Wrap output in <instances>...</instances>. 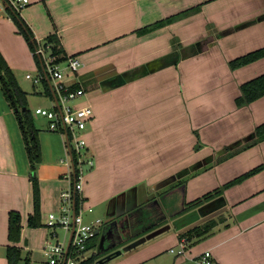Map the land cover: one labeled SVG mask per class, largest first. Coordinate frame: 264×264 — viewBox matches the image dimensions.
<instances>
[{
	"label": "crops",
	"instance_id": "obj_1",
	"mask_svg": "<svg viewBox=\"0 0 264 264\" xmlns=\"http://www.w3.org/2000/svg\"><path fill=\"white\" fill-rule=\"evenodd\" d=\"M196 6H200V10L193 14L143 35L137 32L144 26ZM14 10L8 3L0 7V51L22 87L20 75L26 78L27 73L36 76L40 72L28 42L12 18ZM17 11L37 40L43 41L47 36L57 34L66 55L75 56L82 62L78 71L66 70V76L70 86L77 83L86 91L84 101L76 103L91 105L94 110L84 136L87 157H96L95 167L84 183L86 201L106 203V217L110 213L117 222L124 220L125 225L139 208H151L153 223L164 222L149 232L171 224L168 230L108 264H203L198 261V255L205 250L212 251L218 264H264V169L229 188L219 198L221 203H216V199L183 212L188 198L194 200L207 190L264 163V140L249 147L244 145L250 141L246 138L264 122V96L242 107H237L236 103L241 84L264 73V57L227 72L225 76L220 73L214 82L213 105L206 102L205 87L200 86L201 82L202 85L211 83L215 73L220 72L212 68L220 69L225 61L264 46V0H30ZM226 39L231 42L229 47H221L222 40ZM174 40L178 42L174 43ZM199 41L207 42L202 52L195 46ZM183 50L191 56L183 58ZM212 51L219 55V65H214L207 57L211 69L190 81L183 61L201 58L203 56L199 55L203 52L209 56ZM155 59L162 61L161 68L139 77L142 81L139 78L125 80L123 74H130ZM176 61H180L176 71L180 73L177 75L180 85L186 86V96L190 98V90L196 94L192 102L188 98L186 102L181 99L180 111L186 120L190 114L188 107H193L196 124L203 128L206 147L203 151L196 152L194 143L190 149L188 141H183L189 135L188 120L184 126L183 121H175L173 131L167 126V111L170 120L173 115L169 98L174 97L165 72L171 71V65ZM24 71L27 72L25 75ZM159 73H164L161 84L165 87L160 98L162 112L144 113L143 105L149 99L143 101L138 95L127 100L115 95L159 79ZM88 85L96 88V102L87 97ZM43 90L42 86L39 93L46 96ZM102 97L106 98L102 100ZM49 99L50 107H53L56 104L54 96ZM37 129L41 161L36 175L44 225L30 227L28 217L34 214V189L29 153L20 121L0 83V264H9L7 248L10 245L21 248L24 259L20 264H48L44 246L51 240L52 231L46 225L47 216L59 211L61 191L73 181L69 177L73 156L71 158L66 134L49 130L47 124ZM172 137L177 138L174 143ZM238 141L241 143L233 147ZM226 148L239 149L227 161L215 165L217 158L227 152ZM205 159L211 166L200 168L195 175L177 185L189 175L186 169ZM173 175L177 177L166 181ZM153 194L161 205L164 197L169 195V205L158 208L150 198ZM140 201L145 202L139 205ZM134 204L138 206L128 211ZM212 205L216 208L212 209ZM206 207L211 209L208 213H205ZM12 210L22 215L19 242L8 236L9 212ZM179 213L183 215L177 217ZM171 214L175 216L171 217ZM217 216L223 219L204 239L188 242L185 255L169 251L178 246L181 232ZM118 224L113 221L103 229L100 226L98 243L103 234L105 242L108 228H118ZM123 229L120 242L125 245L130 228ZM34 253L42 255L43 260L37 261Z\"/></svg>",
	"mask_w": 264,
	"mask_h": 264
},
{
	"label": "trees",
	"instance_id": "obj_2",
	"mask_svg": "<svg viewBox=\"0 0 264 264\" xmlns=\"http://www.w3.org/2000/svg\"><path fill=\"white\" fill-rule=\"evenodd\" d=\"M201 6V5H200ZM200 6H196L190 9H187L185 11H182L178 14H174L171 16H168L166 18H163L161 20H158L154 23H151L147 26H144L137 30L138 34L143 35L146 33H149L157 28L163 27L167 24H170L177 19H180L182 17H185L189 14H193L200 10ZM12 18L14 19L15 23L18 25V28L20 30V33L25 37L26 41L28 42V45L33 52L36 64L38 66V70L41 74L44 75V78L42 79V86H43V93L52 98L53 92L51 89V86L45 76V58L42 54L38 52L40 48H42L46 54L53 59V62L55 63H61L65 62L69 56L66 55L64 52L60 39L57 34H52L47 36L43 41L37 40L35 37L33 31L28 26V24L25 22V20L22 18L20 13L17 10H14L12 14ZM264 57V46L256 49L254 51H251L247 54H244L242 56H239L233 60H231V67L233 69H236L241 66L248 65L260 58ZM0 83L2 85V88L5 92L6 98L9 101L11 107L14 109L19 108L18 111H15V114L20 121L21 129L24 135V138L26 140V146L29 153V159L31 163V174L30 179L33 183V189H34V214H31L28 217V225L30 227H40L43 226L44 223L41 219V210H40V186H39V180L36 175V169L38 163L41 161V147L40 142L38 139V129L35 127L34 120L30 114L29 106H28V92L25 91L19 84L17 77L13 71V69L8 64L7 60L3 56V54L0 51ZM78 84H73L71 86L72 89L77 88ZM240 95L236 98V103L238 106H243L246 104H249L261 97L264 96V73L251 79L240 86ZM254 137L244 145L246 147L252 146L253 144H256L260 141L264 140V122L259 124L255 130H254ZM239 149V148H237ZM237 149L229 150L226 148L225 153H223L220 157L217 159H220L221 161L224 159H227L228 157L232 156ZM264 169V163L252 168L251 170L245 172L244 174H241L234 179L227 182L225 185L221 187L214 188L213 190H210L206 193H204L202 196L186 203L183 211H190L194 210L206 203L212 202V200H216V203H221L222 199L221 196L224 195V190L226 187H230L232 185H235L237 183L242 182L246 178L262 171ZM77 209L79 206V201L77 198ZM141 213V216L139 215ZM143 220V225L133 237L137 238L140 237L147 232H149L151 229L156 227L157 225L161 224L164 221L161 222H154V215L152 213L151 208H139L134 213L130 215L129 224H130V236H128L127 240L130 242L132 240V233L136 232L135 229H132V226L137 225L139 221ZM218 219L212 218L207 220L206 222L195 225L183 232L180 233V239L186 238L188 242H197L199 240L204 239L211 231L212 229L219 223ZM137 222V223H136ZM150 223H153L149 225ZM22 215L19 211L12 210L9 212V239L14 242H19L22 237ZM133 233V234H134ZM133 238V239H134ZM98 235H95L88 243V251L90 252L89 258L83 262V264H91L98 261L99 258H101L102 253H99L97 250L98 247ZM127 240L125 243H128ZM7 257H8V263L9 264H20L21 260L24 259L22 256V250L20 247H17L16 245H10L7 248Z\"/></svg>",
	"mask_w": 264,
	"mask_h": 264
},
{
	"label": "built area",
	"instance_id": "obj_3",
	"mask_svg": "<svg viewBox=\"0 0 264 264\" xmlns=\"http://www.w3.org/2000/svg\"><path fill=\"white\" fill-rule=\"evenodd\" d=\"M29 2L30 0H0V6L3 7L5 3H8L15 10H20ZM38 52L45 58V72L51 80L59 105L54 104L52 108L39 106L35 111L48 119L49 130L68 134L73 156L71 160L74 163V169L72 167L69 174V177L73 179L72 184L61 191L59 211L50 212L46 222V225L51 228L63 227L68 233V238L57 242L47 241L44 254L48 264H83L91 252L88 251V243L103 223L100 217L87 221L84 216L85 212L93 210L91 205H86L83 191L86 165H94V159L87 157V143L84 137L85 130L94 116V110L91 105L76 103L85 96L86 91L82 86L72 89L67 81L66 67L72 71H78L82 65L80 59L70 56L65 61L67 64L64 67L63 62H53L42 48ZM26 78L32 80L34 84H39L44 75L39 73L33 76L27 73ZM53 234L56 235V232ZM188 248L189 243L186 238H183L180 239L176 248H171L169 251L175 255H185ZM198 256V261L203 264H218L211 250H205Z\"/></svg>",
	"mask_w": 264,
	"mask_h": 264
},
{
	"label": "rangeland",
	"instance_id": "obj_4",
	"mask_svg": "<svg viewBox=\"0 0 264 264\" xmlns=\"http://www.w3.org/2000/svg\"><path fill=\"white\" fill-rule=\"evenodd\" d=\"M177 42H178L177 40H174V43H177ZM230 43L231 42L228 39L222 40L221 47L228 48ZM218 44L220 45V42H218ZM221 47H220V49H221ZM207 55L208 54L203 52V53H201L199 55V56H203L201 58L197 59L195 57V58H191L189 60H184L183 61L184 63H182V65L186 64L185 72H186L188 78L190 79V81L192 80V77H196V76L202 77L206 70L209 71L211 69L210 59H208L207 57H209V58H211L213 60V64L214 65L216 63L219 65L220 57H219V55L217 54L216 51H212L209 56H207ZM233 59H231V60H233ZM231 60H227V61H225V63H222L220 65V69H217L215 67L212 68L213 71L217 70L218 72L219 71L220 72L219 73H215V77L212 78V82L211 83H206V84L202 85V82L199 81V82H201V85H200L201 88L203 86L205 87V88H203V90H204L206 96H208V100L206 101L208 104H211V105L214 104V100H215L214 99V95L216 93L214 91L215 88H216L214 82L216 80V77H218L220 73L225 76V74L227 72L231 73V71L235 70V69H233L231 67ZM179 62L180 61L174 62L171 65V71H166L168 73L165 72V74H166V82L168 84V80H170L171 86H172V89H173V97H174V98H172V97L169 98V99H171V101L169 100V102H171V104L173 105V115L171 113L172 118L170 120L169 119V115H168V111H167V126H168V128L172 127V131H173L175 129V127H176V122L175 121H183V126H184L185 125V121L188 120L189 126H186V127H188V134L189 135L186 138H183V141H184V139H186L188 141V145H190V149H192V147L194 145L195 151L199 152V151H203L206 148L205 147V141L202 138L203 128H200L196 124L197 121L193 117V109H192L193 107L191 105L188 107L190 114L186 117V120H185V115L182 114L181 111H180L181 99H182V101L186 102V99L188 98V100L190 102H192V100H194L196 98L195 97L196 94L192 90H190L189 91L190 92V98H189L188 95L186 96V91L184 90L186 86L180 85L179 78L177 76L180 73H178L176 71V70H178L177 68H179V65H180ZM63 66L66 67V64L64 63ZM238 68H240V67H238ZM66 70H71V69L66 67ZM217 71H215V72H217ZM26 73L27 72L24 71V75ZM157 76L159 77V79L150 80L149 83L137 85L134 89H126L121 94H115V95L123 97L126 100L132 98L134 95L140 96L143 99V101L145 99H149V101L146 104L143 105V112L144 113H153L154 110L155 111L157 110L158 113H160V112L163 111L160 108V98H161V96H163L162 95L163 94V89L165 87L164 85L161 84V80H163L164 73H159ZM19 77H21L22 80H23V82L21 84L23 89L28 92V99H29L28 106H29L30 114H31V116H32V118L34 120L35 126L37 128H39V129H41L43 126H45L47 124V127H48V119L45 116L36 113V111H35L36 108L39 107V106H41V107H50L51 106V100L49 99V97H46V96H44V95L39 93V91L42 89V84H40V83L39 84H34L33 81H31L30 79L25 78V76H22V75H20ZM195 80H197V79H195ZM139 81H142V80L139 78ZM87 88H88L87 92L89 93V95H87V97H90L91 99H93L94 102H96L97 98L95 97L96 94H94L96 88L94 86H91V85H88ZM133 91H134V93H133ZM85 98L86 97L83 96L81 99L77 100V102L84 101ZM105 98L106 97H102V100H104ZM237 107H242V106H237ZM50 108H52V107H50ZM167 110H168V107H167ZM175 136L178 137L179 135L177 136L175 134ZM176 137H174V138L172 137L173 143L177 140ZM88 157H90V156H88ZM92 158L94 159V162L96 164V157L92 156ZM225 161H227V160L224 159V160L221 161L220 159H217L214 162V164L216 165V164H219V163H223ZM95 164H94V166L86 165V168H85L86 169L85 170V181H86L87 175H89L90 172L94 169ZM232 179H234V178H232ZM232 179H230V180H232ZM230 180H228V181H226V182H224V183H222V184H220V185H218V186H216L214 188L221 187V186L225 185L227 182H229ZM233 186L234 185H232L230 187L229 186L226 187L225 190H224V194L226 193V191L229 188H231ZM214 188H211L210 190H213ZM210 190H207V191H210ZM189 201H192V200H189V198H188V202ZM89 204L90 205L92 204L91 200L87 199L86 205H89ZM92 205H94L93 210L91 212H88V211L85 212V218L87 220H90V219L93 220L97 216H99L100 218L103 219V223L101 224V227L103 229V227L108 224V222H106L107 205H106V203L92 204ZM210 210H211L210 208L206 207L205 213H208ZM139 215L141 216V213ZM93 217H95V218H93ZM215 219H218L219 221H221L223 219V217L222 216L221 217L217 216ZM142 223H143V220L139 221L137 223V225H135V227H134V225L132 226V229H135V231H136L135 233L133 232L134 234L132 233V239L134 238L133 236L137 232H141L142 231V230L138 231L141 228V226L143 225ZM125 227L127 229H129L130 228V224L128 223L127 225H125ZM51 231L53 233L56 232V235H54L52 233V235L49 236L52 242L63 241L64 238H66V237L68 238V233L66 232V230L63 227L51 228ZM119 231H120V234H122L124 229L120 228ZM126 237H128V236H126ZM99 238H100V235H98V239H97L98 242H99ZM124 239H125V237H124ZM148 241H150V240H147L146 242H148ZM127 242L129 243L128 240H127ZM146 242H144V243H146ZM144 243H142V244H144ZM140 245H138V246H140ZM133 249H130L128 251H123V253L121 255L113 257L111 260L105 262L104 264H108V263L112 262L116 258H119L122 255L127 254L128 252L132 251ZM34 257L37 259V261H41L40 259L43 258V256L40 255L39 253H34ZM91 264H97V263L95 262V263H91Z\"/></svg>",
	"mask_w": 264,
	"mask_h": 264
},
{
	"label": "water",
	"instance_id": "obj_5",
	"mask_svg": "<svg viewBox=\"0 0 264 264\" xmlns=\"http://www.w3.org/2000/svg\"><path fill=\"white\" fill-rule=\"evenodd\" d=\"M206 43H207L206 41H199V42H197L195 44V46L197 48V51H201V52L204 51L205 48H204L203 45L206 44ZM182 53H183L182 54V57L183 58H187V57L191 56V54H188L186 52V50H183ZM162 66H163L162 61L160 59H155V60H153V61H151V62H149V63H147V64H145L143 66H140L139 68H137L136 70H134L132 73H130V74L125 73L123 75H124L126 81L127 80H133V79L139 78V77H141V76H143L145 74H148V73H150L152 71H155V70L161 68ZM45 76H46V78H47V80H48V82H49V84H50V86L52 88V92H53V96L55 98L56 104L59 105L58 100H57V97H56V94H55V92L53 90V87H52L51 80H50L49 76L46 74V72H45ZM18 110H19L18 107L15 108V111H18ZM254 135L255 134L253 133L251 136H249L248 138H246V141L251 140L254 137ZM66 139H67V143H68V146H69V149H70V142H69V137H68V134L67 133H66ZM240 143L241 142L238 141L236 144L233 145V147L239 145ZM70 152H71L70 154H71V158H72V151H71V149H70ZM209 166H211V163L208 162L206 159L196 162L190 168L186 169V172H188L189 175L188 176H185L184 178H182L181 180H179L177 182V185H180V182L181 181H184V180L188 179L189 177L195 175L200 168L209 167ZM72 167L74 169V163L72 164ZM178 175H181V174H178ZM176 177H177V175H173L171 178H169L166 181H169L170 179H174ZM183 186L184 185L182 184L181 187L183 188ZM168 196H165L164 197V201H163V205L164 206H168L169 203H170ZM150 198L153 199L152 202L154 204L156 203V205H158V208L162 209L161 206H163V205H161V202H160V200L158 198H155V194H153L152 196H150ZM144 202L145 201H140V203H138V204L140 205V204H143ZM138 204H134L133 206L129 207L128 208V211H131L132 209L136 208L138 206ZM215 208L216 207L213 206L212 209H215ZM170 216L173 217V216H175V214H171ZM164 218H166V216ZM164 218H162V220ZM113 221H116V223H119V221L117 222V220H114V216L112 214L110 215V213H107L106 222H108V223L111 224ZM175 224H176V222H173V225H175ZM170 227H171V224H166L164 226H161V227H159V228H157V229H155V230L147 233L146 235L141 236L140 238H137L136 240H133L132 242L127 243L123 247H120V248L116 249L115 251L106 254L105 256L99 258L96 263L97 264H104L105 262L111 260L113 257L118 256V255H121L123 253V251H128L130 249L135 248L136 246H138V245L146 242L147 240H150V239L154 238L155 236H157V235L163 233L164 231L168 230ZM99 232H100L99 229L96 230V235H98ZM103 239H104V234L101 235V241H100L99 249H98V252L99 253L104 252L106 250V248L103 247V243H104V240Z\"/></svg>",
	"mask_w": 264,
	"mask_h": 264
},
{
	"label": "flooded vegetation",
	"instance_id": "obj_6",
	"mask_svg": "<svg viewBox=\"0 0 264 264\" xmlns=\"http://www.w3.org/2000/svg\"><path fill=\"white\" fill-rule=\"evenodd\" d=\"M182 215H183V213H179L177 215V217L182 216ZM119 224H118V228H116L114 226H111L110 228H108L107 236H106V239H105V242L103 245L104 248H106V250L102 253L101 257L105 256L108 253L113 252L115 249L123 247L124 243L120 242V240L123 238V235L120 234L119 229L120 228L123 229L125 227L124 220L119 221ZM119 226H120V228H119ZM112 227H113V229H112ZM114 229H116V230H114Z\"/></svg>",
	"mask_w": 264,
	"mask_h": 264
}]
</instances>
